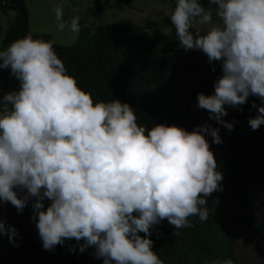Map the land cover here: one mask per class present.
Here are the masks:
<instances>
[{
    "label": "clouds",
    "instance_id": "obj_1",
    "mask_svg": "<svg viewBox=\"0 0 264 264\" xmlns=\"http://www.w3.org/2000/svg\"><path fill=\"white\" fill-rule=\"evenodd\" d=\"M207 2L214 10L201 0H176L169 16L184 50L221 62L214 93L197 96L209 122L191 131L163 123L149 130L129 103L94 101L50 42L29 35L0 50V69L20 81L0 97V202L18 213L31 202L45 250L75 239L83 241L81 252L94 247L103 264H163L152 227L207 220V198L224 178L207 139L223 142L212 121L231 132L235 121L224 119L225 106L243 111L255 96L262 103L248 123L253 131L264 124V0ZM55 17L60 31H80L79 17L65 22L61 8ZM17 234L0 219V237L14 243Z\"/></svg>",
    "mask_w": 264,
    "mask_h": 264
},
{
    "label": "trees",
    "instance_id": "obj_2",
    "mask_svg": "<svg viewBox=\"0 0 264 264\" xmlns=\"http://www.w3.org/2000/svg\"><path fill=\"white\" fill-rule=\"evenodd\" d=\"M116 1L131 8L139 0ZM175 5L176 0H171V13ZM1 6L4 12L15 11V16L4 33L0 50L29 35L50 42L67 72L92 94L94 101L119 99L129 103L138 124L146 129L163 123L191 131L209 122V113L197 107V96L201 92L214 93L215 81L222 75L221 62L209 63L202 51L184 50L175 33L151 31L154 24L150 20L145 24L105 22L92 27L82 17L78 38L64 45L53 42L49 35L30 30L25 0H1ZM102 7L103 0H92L89 10L96 14ZM63 20L70 23L68 17ZM19 87L20 81L11 76L10 69H0V97ZM261 103L258 97L250 96L241 106L243 111L226 105L228 115L224 119L235 121L231 132L212 121L220 128L223 141L216 144L207 136L218 171L224 177L221 189L207 198L206 221L193 216L189 218L191 227L175 229L167 220L152 227L153 249L163 264H214L229 259L238 264L234 242L223 218L250 228L257 255L264 259V219L220 203L221 197H229L254 210L264 207V124L253 131L248 123L250 117L258 114ZM49 203L45 200V208ZM31 217V202L23 213H18L11 203L0 202V219L14 226L18 233L14 243L8 236L0 237V264H103V258L94 255V247L81 252L83 241L75 239L65 240L51 251L45 250ZM71 246H75L74 252L70 251Z\"/></svg>",
    "mask_w": 264,
    "mask_h": 264
},
{
    "label": "rangeland",
    "instance_id": "obj_3",
    "mask_svg": "<svg viewBox=\"0 0 264 264\" xmlns=\"http://www.w3.org/2000/svg\"><path fill=\"white\" fill-rule=\"evenodd\" d=\"M204 1L205 8L214 6ZM29 9L30 30L38 34L49 35L50 39L59 44H71L79 35V32H72L69 28L60 31L57 27L55 9L63 10V17H68L71 21L74 17L85 18L89 26H97L105 22L125 23L135 21L145 24L148 20L152 21L154 26L150 29L153 32L175 33L171 25V0H139L134 7H127L116 0H103V7L96 11V14L90 12L92 0H25ZM15 11L4 12L0 0V46L4 33L13 20ZM214 22L218 23V18L214 14ZM6 49V48H5ZM4 50V49H1ZM220 203L231 210L242 211L244 213H255L264 219V207L258 210L248 208L241 202L232 200L229 197H221ZM223 223L229 228L231 238L234 242V252L238 264H264L255 250L254 237L252 230L239 221L228 218L222 219Z\"/></svg>",
    "mask_w": 264,
    "mask_h": 264
}]
</instances>
